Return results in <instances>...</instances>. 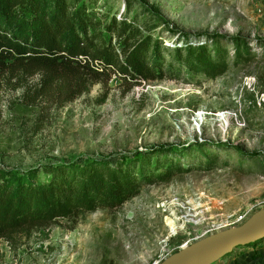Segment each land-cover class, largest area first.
<instances>
[{
  "label": "rangeland",
  "instance_id": "374dc122",
  "mask_svg": "<svg viewBox=\"0 0 264 264\" xmlns=\"http://www.w3.org/2000/svg\"><path fill=\"white\" fill-rule=\"evenodd\" d=\"M91 6L102 22L126 18L133 40L149 34L172 70L135 81L113 73L68 102L41 92L38 75L2 82L0 169L101 158L148 179L118 207L79 210L0 238V264L160 263L225 215L264 208V0H93ZM216 34L226 63L215 74L177 61L180 47L203 45L213 54ZM235 35L251 47L239 63L231 60ZM263 246L239 248L237 256L247 251L250 260L235 255L230 264L257 262Z\"/></svg>",
  "mask_w": 264,
  "mask_h": 264
},
{
  "label": "trees",
  "instance_id": "16d2710c",
  "mask_svg": "<svg viewBox=\"0 0 264 264\" xmlns=\"http://www.w3.org/2000/svg\"><path fill=\"white\" fill-rule=\"evenodd\" d=\"M93 0H0V86L39 76L40 91L68 102L95 83L120 77L156 79L172 69L164 67L158 43L149 34L133 40L134 26L126 18L101 21ZM112 35L119 41L112 43ZM213 54L205 46L177 48V61L189 70L213 75L226 63V47L218 34ZM229 37L231 60L239 63L251 47ZM243 40V39H241ZM264 46V39H262ZM185 53L183 54V51ZM184 55V56H183ZM170 65V66H169ZM18 84V83H12ZM117 164V163H116ZM105 159L48 162L26 170L0 169V238L33 223L65 218L79 210L118 207L149 174H133L131 167ZM168 171L156 173L162 179ZM263 240L245 248H255ZM239 249L226 255L229 259ZM252 264H264V250ZM225 257V258H226Z\"/></svg>",
  "mask_w": 264,
  "mask_h": 264
},
{
  "label": "water",
  "instance_id": "95a60500",
  "mask_svg": "<svg viewBox=\"0 0 264 264\" xmlns=\"http://www.w3.org/2000/svg\"><path fill=\"white\" fill-rule=\"evenodd\" d=\"M264 239V208L244 222L212 233L171 253L159 264H212L235 249Z\"/></svg>",
  "mask_w": 264,
  "mask_h": 264
},
{
  "label": "built area",
  "instance_id": "2783aa9c",
  "mask_svg": "<svg viewBox=\"0 0 264 264\" xmlns=\"http://www.w3.org/2000/svg\"><path fill=\"white\" fill-rule=\"evenodd\" d=\"M188 210L191 209L190 205L186 206ZM250 215L248 214L247 211H240L239 213L235 215H225L224 216V221L222 222H212L210 227L205 229L204 231L201 232V234L191 240L185 241L183 244L179 245L178 250L189 245L190 243L197 241L203 237H206L212 233L218 232L220 230L232 227V226H237L244 222ZM164 259V258H163ZM160 260H155L153 264H159Z\"/></svg>",
  "mask_w": 264,
  "mask_h": 264
},
{
  "label": "crops",
  "instance_id": "0c3cea01",
  "mask_svg": "<svg viewBox=\"0 0 264 264\" xmlns=\"http://www.w3.org/2000/svg\"><path fill=\"white\" fill-rule=\"evenodd\" d=\"M258 248H260V247H258ZM261 248H262V250H264V246L261 247ZM239 252H240V254L238 253V255H240V257H238V256L236 255V256L238 257V259L244 256L242 259L247 263L248 261H246V258L249 259V255L247 256V253H246L247 251H244L243 253H241V251H239ZM237 257H233V258L235 259V258H237ZM234 259L229 258L228 261H227L228 264H230V263L232 262V260H234ZM249 260H250V259H249ZM238 264H239V263H238Z\"/></svg>",
  "mask_w": 264,
  "mask_h": 264
}]
</instances>
